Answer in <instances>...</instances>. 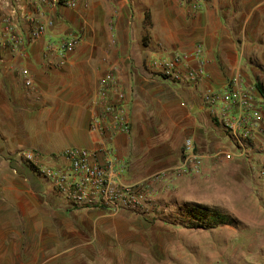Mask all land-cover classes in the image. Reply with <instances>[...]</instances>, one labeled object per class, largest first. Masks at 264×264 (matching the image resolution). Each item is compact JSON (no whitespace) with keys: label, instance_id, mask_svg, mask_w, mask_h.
<instances>
[{"label":"crops","instance_id":"0c3cea01","mask_svg":"<svg viewBox=\"0 0 264 264\" xmlns=\"http://www.w3.org/2000/svg\"><path fill=\"white\" fill-rule=\"evenodd\" d=\"M186 1L78 0L73 8L34 0L36 5L23 3L4 15L3 25L7 19L25 32L30 18H54L55 25L29 45L27 56L13 50L0 29V156L9 159L0 164L7 171L0 178V264H91L95 257L77 241L78 218L96 213L37 177L19 152L35 150L46 163L62 165L60 155L68 148L112 147L119 159L112 167L115 178L136 182L164 162L169 148L179 153L185 134L197 146L223 139L226 130L203 103L207 88L222 91L240 76L264 114V95L256 86L261 82L264 89V0H206L199 11ZM71 31L81 37L73 52L62 56L49 48ZM197 43L206 70L197 83L164 78L154 66L156 59L194 51ZM114 66L132 131L100 136L91 130L94 101L101 77ZM24 68L31 86L25 85ZM178 138L180 143L172 141ZM255 138L253 145L261 149L264 122ZM98 158L104 163L110 155L100 152ZM93 218L83 242L91 246ZM107 222L100 224L110 229Z\"/></svg>","mask_w":264,"mask_h":264},{"label":"rangeland","instance_id":"374dc122","mask_svg":"<svg viewBox=\"0 0 264 264\" xmlns=\"http://www.w3.org/2000/svg\"><path fill=\"white\" fill-rule=\"evenodd\" d=\"M27 2L36 5L34 0H0L1 30L4 15H11L12 8ZM257 90L264 95V89ZM253 94L262 113L256 132L264 122V114L259 97ZM225 134L218 143L195 144L196 154L202 157L200 171L181 169L185 140L189 138L185 134L180 138L183 148L179 153L169 148L164 162L148 177L123 181L147 188L144 205L114 211L93 207L89 208L96 213L92 217L80 216L77 242L80 249H92L95 257L90 263L264 264V144L261 149L253 145L254 137L246 140L247 147L242 148L228 131ZM180 139L172 141L180 143ZM16 156L21 157L20 152ZM0 157V164L9 161L6 154ZM5 174L7 171L0 167V178ZM36 175L43 178L39 171ZM192 205L210 215L221 213L227 220L216 226L212 222L208 228L198 226L204 224L191 217L187 207ZM92 218L97 223L91 236L93 246L83 243ZM101 221L112 222V227L108 229L109 225L103 226Z\"/></svg>","mask_w":264,"mask_h":264},{"label":"built area","instance_id":"2783aa9c","mask_svg":"<svg viewBox=\"0 0 264 264\" xmlns=\"http://www.w3.org/2000/svg\"><path fill=\"white\" fill-rule=\"evenodd\" d=\"M205 2L206 0H187L185 3L194 11H199ZM40 3L74 8L78 5V0H40ZM29 20L31 25L27 32L18 29L8 20H5L3 25V32L11 48L20 51L24 56L28 54L29 45L47 34L55 25L54 18H48L45 21H36L34 18ZM80 38L78 33L71 31L58 40L50 41L49 48L65 56L76 49ZM203 52L202 44L197 43L194 51L190 53H174L172 57L154 60L153 64L164 78L193 84L206 75ZM192 60L198 64L196 67L191 66ZM22 74L25 85L31 86L32 79L28 69H22ZM203 103L212 113L215 121L235 137L239 146L247 147L245 141L255 137V128L262 119V113L256 107L253 90L243 87L240 76L232 77L228 87L222 91L207 88L203 93ZM94 107L91 119L93 132L100 136L108 134L111 137L131 133V111L117 67H111L101 77ZM100 152L108 153L110 159L104 163L100 162L98 158ZM184 155L181 169L200 171L202 157L196 154L192 137L185 140ZM20 156L26 163L50 179L55 189L80 207H103L112 211L136 209L144 205L148 196L146 187H139V184H127L115 178L112 167L119 159L112 147L68 148L60 155L66 161L62 165L46 163L42 154L35 150H23ZM189 163H191L190 166Z\"/></svg>","mask_w":264,"mask_h":264},{"label":"trees","instance_id":"16d2710c","mask_svg":"<svg viewBox=\"0 0 264 264\" xmlns=\"http://www.w3.org/2000/svg\"><path fill=\"white\" fill-rule=\"evenodd\" d=\"M257 87L259 88L261 92H263V88L259 83H257ZM30 167L34 169L32 165H30ZM187 208L192 218H195L196 220L201 221L200 224H204V225H198V226L208 228L209 226H211L209 224H211L212 222H215V224L212 226H216L217 223L222 222V220H227V217H225V215L221 213L210 215L209 213H207V211H204L203 208L200 206L192 205ZM206 223L208 224L206 225Z\"/></svg>","mask_w":264,"mask_h":264}]
</instances>
